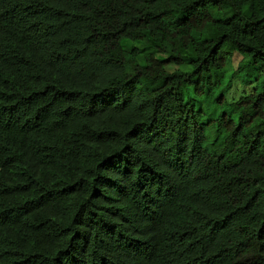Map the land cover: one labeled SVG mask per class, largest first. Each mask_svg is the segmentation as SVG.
<instances>
[{"label": "trees", "instance_id": "16d2710c", "mask_svg": "<svg viewBox=\"0 0 264 264\" xmlns=\"http://www.w3.org/2000/svg\"><path fill=\"white\" fill-rule=\"evenodd\" d=\"M0 264H264V0H0Z\"/></svg>", "mask_w": 264, "mask_h": 264}, {"label": "rangeland", "instance_id": "374dc122", "mask_svg": "<svg viewBox=\"0 0 264 264\" xmlns=\"http://www.w3.org/2000/svg\"><path fill=\"white\" fill-rule=\"evenodd\" d=\"M242 60V56L239 53H235L233 58V66L235 69L239 67V64ZM253 90V86H247L242 84L241 81H236L232 92L230 93V98L238 99L244 93L250 92Z\"/></svg>", "mask_w": 264, "mask_h": 264}]
</instances>
